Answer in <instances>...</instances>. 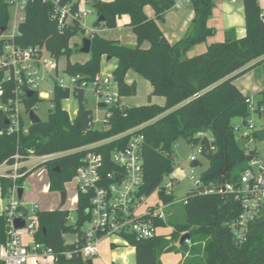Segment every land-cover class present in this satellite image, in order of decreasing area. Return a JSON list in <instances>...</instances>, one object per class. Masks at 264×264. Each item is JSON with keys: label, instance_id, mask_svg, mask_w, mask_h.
<instances>
[{"label": "trees", "instance_id": "16d2710c", "mask_svg": "<svg viewBox=\"0 0 264 264\" xmlns=\"http://www.w3.org/2000/svg\"><path fill=\"white\" fill-rule=\"evenodd\" d=\"M242 1L246 36L238 39L234 32H228L225 41L215 42L205 53L188 58L186 54L190 49L216 33L208 26L214 0H191L195 11L192 28L175 44L169 43L157 22L144 10L151 6L157 19H162V15L173 8L175 0H86L98 18L104 19L95 22L97 27L114 29L120 16L129 15V26L138 45L129 47L95 34L91 37L90 59L73 63L71 40L86 32L78 21L60 25L56 10L58 6L71 5L72 11L78 12L80 2L59 0L56 4L53 0H28L14 42L24 48L45 50L57 60L66 57L65 74L78 78V83L73 92L55 83L50 100L54 108L49 110L48 119L30 125L27 134H0V164L12 163L18 152L24 156H28L29 151L37 156L70 152L153 121L140 131L146 140L142 149L144 182L139 194L148 197L161 186L164 177L173 172L177 141L183 139L188 145L202 143L208 149V139L197 136L209 132L216 151L205 153L209 166L201 173L203 186L186 195L185 221L175 224V231L169 236L139 239L126 234L122 238L135 247L137 264H161L163 254L175 251L174 241L180 244L178 253L188 255L183 264H264V218L253 225L248 241L238 245L228 223L240 215L241 203L232 195L206 193L223 177L229 180L235 167L246 158L237 145L232 125L233 119L248 115L246 96L237 87L236 80L264 60V13L259 0ZM8 20L9 6L0 0V30L5 28L6 31ZM145 42L150 44L148 48L143 47ZM103 56L118 60L113 77L121 99L137 93L136 83L127 81L128 72L133 70L151 84L153 96L165 98V104L112 108L104 127L93 128L90 125L94 120L93 111L87 106V97L80 85L100 75ZM72 94L79 101L74 120L62 107V101ZM260 95H264V90ZM42 101L44 99L36 95L25 101L26 107L30 109ZM6 129L5 116L0 113V133ZM127 143L128 137H124L94 149L104 157V172L119 171L112 162V153L126 147ZM85 153L82 150L64 154L44 164L50 175V191H65V185L74 179ZM26 179H21L20 185L23 186ZM160 197L166 205L175 201L174 196ZM89 208L90 197L80 194L74 223L69 221V210L38 212L40 231L36 240L61 255L60 264H93L80 254L85 242L83 229L91 218ZM156 224L166 226L163 221ZM6 230V219L0 215V247L6 242ZM184 235H189L191 245L181 243ZM66 236H73L74 240L68 241ZM65 252H70L71 256L62 255Z\"/></svg>", "mask_w": 264, "mask_h": 264}, {"label": "built area", "instance_id": "2783aa9c", "mask_svg": "<svg viewBox=\"0 0 264 264\" xmlns=\"http://www.w3.org/2000/svg\"><path fill=\"white\" fill-rule=\"evenodd\" d=\"M2 1L18 13L25 12L28 2V0ZM53 1L58 4L59 0ZM189 5H191V0H175L173 8L180 10ZM56 13L60 25L78 21L85 32L87 30L85 19L92 14L91 10H81L80 7L78 12H73L71 5L58 6ZM3 33L0 31V113L5 116L8 124H6V131L0 134L20 136L28 133L32 125L30 112H35L36 108L35 105L27 109L25 101L36 95L40 98H48L49 94H53L55 83L73 92L77 87L78 78L70 76L68 80L59 78L57 75L58 61L53 60L51 56V58H45V50L41 51L34 47L24 48L14 42V37L18 33L17 29L10 38L4 37ZM94 35L92 34L91 37ZM50 79L54 85H50ZM114 84L113 78L98 75L92 82H84L80 85L86 97L92 93L99 108L101 104L106 106L104 124L112 114L110 110L122 106L118 90L113 87ZM42 88L47 91L42 92ZM28 92H34V96L28 97ZM245 103L248 107V115L244 117L247 119L244 122L247 132L240 138L246 140L244 161L247 167L239 177H234L233 174L229 180L223 177L217 186L206 191V193L222 196L232 195L241 203L240 215L236 220L228 223L233 239L238 245H243L248 241L253 225L264 218V157L260 156L254 147L256 139L264 142L258 136V133L264 130V95H258V98L248 96ZM53 108L52 104L51 109ZM24 115L29 117L28 125L25 123ZM253 117L259 119L261 122L259 126L254 123ZM152 122L70 152L45 156H37L32 151L28 152V156H24L18 152L13 157L12 163L0 164V192L6 201L2 215L6 219L7 227L6 242L0 247V262L27 264L29 258L33 256L37 263L40 258L51 257L52 264H60L61 255L36 240L40 231L37 214L41 208L37 203L31 205V210L24 206L22 199L19 198V189L24 188V185H20L19 182L21 179L34 175L38 169L44 167L46 162L64 154L82 150L86 153L73 179L76 183L73 200L76 206L74 212L77 210L80 194L90 197L88 211L91 218L83 229L85 242L80 249L82 257L85 260H92L96 257L101 240L111 235L122 237L128 234L139 239H151L163 235L164 227L158 226L156 222H166V210L169 205H166L160 196H174V184L178 181L174 171L175 169L183 170V162L175 154L173 172L164 177L161 186L156 190L161 204L157 203L155 207L149 206L145 214H140L138 208L147 198L139 194L144 182L142 149L146 140L140 131ZM90 125L95 128L94 121ZM124 137H128L126 147L112 153V162L119 168V171L104 172V157L94 149ZM197 137L208 139L209 147L207 149L202 143L189 145L192 151L186 161L190 164L191 170L186 172V176L194 190L203 186L201 174L198 176L195 173L196 168L201 165L200 158H205V153L209 151H216L213 146L214 138L209 132ZM33 156L39 160L38 164H33ZM194 164L198 166L194 167ZM181 201L186 204V197ZM173 203L176 204L177 201ZM17 219L25 221L23 228H16ZM69 221L75 222V216L71 211ZM185 243L192 244L189 239H186ZM62 255L70 257L71 253L65 252Z\"/></svg>", "mask_w": 264, "mask_h": 264}, {"label": "rangeland", "instance_id": "374dc122", "mask_svg": "<svg viewBox=\"0 0 264 264\" xmlns=\"http://www.w3.org/2000/svg\"><path fill=\"white\" fill-rule=\"evenodd\" d=\"M238 5L242 3V0H237ZM259 4L261 6V9L264 12V0H259ZM82 7V4H81ZM25 17L24 12H16V10L13 7H9V20L7 23V29L3 33V36L6 38H10L14 35L16 32V29L18 28V25L23 21ZM98 20L97 14L89 15V17L86 18V24L88 25V28H93L94 25L92 24L94 21ZM84 37V34L77 35L75 41L78 42ZM78 40V41H77ZM73 42V46H74ZM45 58H51L50 55L45 51L44 53ZM76 55H80L78 53V48H74L73 52L71 53V58L73 60H76ZM264 59V58H263ZM57 60V59H53ZM59 64V71H58V77L64 78L65 80H68L65 69L67 64V58L62 57L57 60ZM103 64L101 71L103 70ZM112 78V77H111ZM141 78V77H140ZM140 87L137 89V93L134 96L131 97H124L122 102L125 105H128L127 107H136V106H142L146 105L148 103H152L153 100L157 99V103L165 102L164 98L159 96H153L152 91H150V85L141 78ZM147 84V85H146ZM50 85H54V82L50 79ZM115 85V84H114ZM236 85L239 86L242 89V92L246 97L252 96L258 98V95H260V92H256L258 89H264V60L261 61L258 65L250 69L248 72H246L243 76L239 77L236 80ZM114 87V86H113ZM258 90V91H261ZM47 90L45 88H42V92H46ZM52 97V94H49L48 98H42L44 101L38 103L35 108L36 114L40 117L42 121H46L48 119L49 110L51 109L52 102L50 101ZM130 105V106H129ZM87 106L93 111V121H94V127L96 129H101L104 127V119L106 115L105 109H100L97 105V102L95 98L93 97L92 93L89 94L87 98ZM62 107L64 110L68 111L70 114L71 119H75L78 113L79 109V101L78 98L72 94L71 97L67 100L62 101ZM24 120L26 125L29 124V117L24 115ZM246 118L243 117H237L232 120V125L235 127V134L237 138H240L243 136L246 132V124L244 121H246ZM254 123L259 126L261 122L258 118L253 117ZM210 134V133H209ZM254 147L259 152L260 156L264 157V142L256 139L254 142ZM174 151L176 156L180 161L183 162V170L175 169L174 175L178 179V181L174 184V197L177 203L170 204L166 210V226L163 228V232H169V235L172 234V232L175 231L174 225L177 223H182L185 221V213H184V204L181 201L186 197L187 193L194 190L192 183L186 176V172H189L190 164L188 161H186L188 155L191 153L192 148L183 140L179 139L177 143L174 145ZM33 164H38V159L36 156H33ZM201 165L196 168L195 173L196 175H200L203 173L209 166V161L206 158H200ZM40 166V165H39ZM247 167L246 161L239 163L235 169L233 170L232 174L234 177H239L243 170ZM75 188L76 183L74 180L67 183L65 185V191L67 192V201L63 205L61 200V191H50V175L49 171L46 167H42L38 169L34 175L29 176L25 183H24V195L22 202L24 203V206L28 210L32 209V204L37 203L42 211H56L60 209L70 210L72 215L75 216V204L73 203L74 197H75ZM158 192L155 191L153 194L148 196L144 203L141 204V206L138 208V211L140 214H145L149 206L155 207L157 203L161 204ZM6 201L2 198L1 192H0V215H2L4 210V205ZM70 223H73V221H70ZM167 235V236H169ZM108 238L113 242L114 240H119L117 245H124V240L116 235L108 236ZM66 239L68 241L74 240L73 236H66ZM126 241V240H125ZM178 242L174 241L173 245L175 246V253H178L180 244H177ZM177 244V246H176ZM111 248V247H110ZM119 248V247H117ZM112 250V249H110ZM171 253V252H170ZM169 254V253H167ZM174 253L169 254L170 257L173 256ZM164 254L162 255V257ZM161 257V260H162ZM166 257V256H165ZM168 257V256H167ZM187 256L185 257L186 260ZM31 264H52V258L46 257V258H40L38 260V263L35 259L31 260ZM94 264H99L97 262L96 258L93 260ZM29 264V263H28Z\"/></svg>", "mask_w": 264, "mask_h": 264}, {"label": "crops", "instance_id": "0c3cea01", "mask_svg": "<svg viewBox=\"0 0 264 264\" xmlns=\"http://www.w3.org/2000/svg\"><path fill=\"white\" fill-rule=\"evenodd\" d=\"M75 1L80 2L79 7L81 10H91L92 12L91 15L96 14L95 11L92 10L87 5L86 0H75ZM102 1L110 2L112 0H102ZM214 2H215V7L212 11V15L210 16L208 20V26L210 28H214L216 33L214 36L209 37L206 42L198 44L194 46L192 49H190L186 54L188 58H192L197 55L205 53L208 47L215 42L225 41L226 35L228 32H231V31L234 32L235 36L238 39H242L246 36L245 12H244L243 1L240 5H238L237 0H235V2H232V0H214ZM81 4H82V7H81ZM144 10H145L146 15L150 19H154L157 22L158 26L164 33L165 37L171 44H175L187 36V34L190 32L192 28V24L195 19V11L191 5L183 9H180V10L172 8L166 11L162 15V19H157L155 11L151 6H146ZM87 17H89V15ZM96 21L92 23L94 27L91 29L88 28V25L86 24L87 30H86V33L84 34V37L81 40L79 41L77 40L78 42H76L75 39L77 36L71 40L72 52L74 48H78V53L80 54V55L75 56L76 60H73L70 57L71 62L85 63L86 61L90 59L91 55L80 53V49L82 47L83 39L90 38L92 34H97L103 38L110 39V40H118L122 44L129 46V47H136L138 45L137 37L134 34L132 28L129 26L131 22V17L129 15L120 16L117 20V27L114 29H107L102 26L97 27L95 26ZM85 23H86V19H85ZM73 42H75L74 46H73ZM149 46L150 44L148 42H145L143 44L144 48H148ZM107 57L108 56H103L102 58V64L104 68L101 71L100 75L103 77H110V78L112 77L114 79L113 73L118 66V60L116 58H111L110 60H107ZM58 71H59V64H58ZM58 71H57V75H58ZM66 76L67 78L69 77L68 75ZM140 77L144 79L142 76L137 74L135 71L130 70L127 74V81L129 83L135 82L137 85V89H139L140 84H141ZM114 83H115L114 88L118 90L115 80H114ZM147 83L150 85V91H153L151 84L148 81ZM237 87L242 92V89L239 86ZM258 90H261V89H258ZM258 90L256 92H261L264 89H262L261 91H258ZM242 94L244 95L243 92ZM122 100L123 98L121 99L122 105L128 106V105H125L122 102ZM157 102L158 101L156 99V100H153L152 103L158 104L161 106L165 104V102L164 103L161 101H159L160 103H157ZM162 234L169 235V232L166 233L162 231ZM122 239L124 240L123 242L124 245H117L116 243H118L119 241L117 239L112 242L108 237L103 238L101 242L99 243L98 255L94 257L92 261L96 258L99 264H137L135 247H133L127 241H125L124 238ZM171 253H174V254L173 256L170 257L169 254ZM171 253L164 254L161 260V264H183L185 261V257L188 256V255L183 256V254L181 253L180 254H176L175 252H171ZM32 259H35V258L31 256L27 264L28 263L31 264Z\"/></svg>", "mask_w": 264, "mask_h": 264}, {"label": "water", "instance_id": "95a60500", "mask_svg": "<svg viewBox=\"0 0 264 264\" xmlns=\"http://www.w3.org/2000/svg\"><path fill=\"white\" fill-rule=\"evenodd\" d=\"M98 21L99 22H103L104 21L103 17L98 18ZM0 31L2 33L5 32V28H2ZM91 46H92L91 39L90 38H84L83 41H82V47L80 49V53L90 54L91 53ZM110 59H111V57H107V60H110ZM27 95H28V97H33L34 96V92H28ZM105 107L106 106L104 104L100 105L101 109H105ZM30 121H31L32 125L40 124V123L43 122L40 119V117L34 111L30 112ZM6 124H8V122H6ZM258 136H259L260 139L264 140V130L260 131L258 133ZM245 142H246V140L244 138H240V139L237 140V145L242 151L245 150ZM197 166H198V164H194V167H197ZM116 179L117 180L119 179V175L116 176ZM23 194H24V189L20 188L19 189V198H20V200L23 198ZM61 200H62V204L64 205L66 203V201H67V192L66 191H62L61 192ZM15 226L18 229L19 228H23L25 226V221L22 220V219H17L16 222H15ZM186 239H189V235H184L183 238L181 239V242L184 243Z\"/></svg>", "mask_w": 264, "mask_h": 264}]
</instances>
